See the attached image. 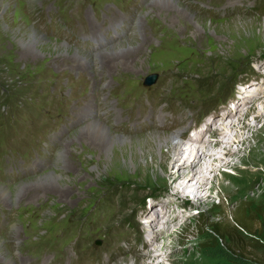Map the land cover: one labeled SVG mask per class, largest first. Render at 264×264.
Here are the masks:
<instances>
[{
	"label": "rangeland",
	"instance_id": "rangeland-1",
	"mask_svg": "<svg viewBox=\"0 0 264 264\" xmlns=\"http://www.w3.org/2000/svg\"><path fill=\"white\" fill-rule=\"evenodd\" d=\"M169 2L0 0V185L12 191L0 193V264L147 263L140 226L149 212L159 231L164 223L149 210L166 202L179 225L159 241L165 257L156 264L237 263L207 251L199 219L230 215L245 197L264 207L262 106L248 101L254 85L239 86L264 83V14L255 13L264 0ZM240 97L232 117L245 142L226 157L232 164L212 198L171 199L158 164L168 149L140 141L156 132L181 138L210 116L219 127ZM94 120L130 140L102 154V141L83 129Z\"/></svg>",
	"mask_w": 264,
	"mask_h": 264
},
{
	"label": "bare ground",
	"instance_id": "bare-ground-1",
	"mask_svg": "<svg viewBox=\"0 0 264 264\" xmlns=\"http://www.w3.org/2000/svg\"><path fill=\"white\" fill-rule=\"evenodd\" d=\"M169 1L171 0H165L167 3H170ZM255 13L264 14V8H259L255 11ZM38 40L39 37L33 35L34 43L39 42ZM100 56L101 55L98 57L99 59L101 58ZM120 67L131 72L136 71L134 68L135 65H120ZM101 70L104 71V68ZM114 70H116L115 65L107 66L106 71L108 73L113 74ZM260 81H264V78L260 79ZM256 83L258 82H249L246 84L247 86L241 83L239 86H241L240 91L249 92L250 89L246 88L249 87V85H254L251 87L253 90L250 91L252 94L249 95L251 98L248 101H251L250 105L252 106H255L256 103L260 102L262 111L257 114L256 118L262 119L264 117V83ZM259 86L263 87L262 93L256 95V92L259 90ZM238 96L239 94L237 93L236 97ZM240 100L241 97L230 101L225 109L219 114L220 119L223 121L219 127L215 124V117L213 118V116H210L211 119L208 117L205 122L199 124L200 126H194L191 131L188 130L189 132H184L181 138L180 132H174L173 134H162L156 132L151 134V139L147 141H140V144L144 147V149H149V151L150 148H152L151 141H153L159 148L165 147L168 149L167 153H162L161 161L158 164L159 167L162 168V181L164 185L172 191L171 199L178 200L181 197L190 199L189 197L193 195L194 201L197 204H203L207 203L209 199L212 198L213 193L216 190L215 185L218 180V174L222 173L232 164L226 159V157L236 155L237 151L235 152L232 149L233 146L242 145L245 142V140L241 139L244 131L243 126L240 127L239 124L233 122L235 117H232V115L235 114L236 106L241 103ZM247 103L248 102L245 104L243 103V106L246 109H250L251 106ZM89 111V115H92L94 112L93 109H89ZM92 118L93 117H91V119ZM227 120L230 121L228 126L225 124ZM83 129L88 132V134L92 132L96 138L102 141L103 144L101 143L97 147L102 154H107L111 143L121 140H130L129 137H122L120 135L113 134L107 125H103V123L97 120L89 122ZM208 130L210 131L209 135L214 131L213 136L216 139H210L203 142L202 139L204 138V134ZM232 132L234 133L233 135L230 134ZM223 136H225V139H223ZM212 142L214 143L212 144ZM153 162L155 163L154 158L152 164ZM150 166L151 164L148 163L145 170H148ZM44 178L49 179L50 177L44 176ZM147 184V182L144 183L143 187H147ZM22 187H24V185L22 186L21 184L17 189L19 190ZM10 192H12L10 189L0 185V193L8 195L7 193ZM170 205L171 204L167 202L164 204V213L167 220L159 231L156 229L157 227H161L159 222L151 217V213L146 212L144 214V218L140 226L143 233L141 242L143 250L150 248V253L147 255L150 256V261L147 263L144 262L143 264H156L159 258L165 257L163 253L164 247L160 245L161 242L159 241L166 235L176 231V228L179 225L177 220L180 218V214H177L175 211L171 214V209L169 210ZM155 208L157 207L150 208L149 211H151V209L154 210ZM146 218L149 219L147 222L144 221ZM152 254H154V256ZM4 259L8 262L14 260L13 258ZM132 264H137V262H133Z\"/></svg>",
	"mask_w": 264,
	"mask_h": 264
},
{
	"label": "trees",
	"instance_id": "trees-1",
	"mask_svg": "<svg viewBox=\"0 0 264 264\" xmlns=\"http://www.w3.org/2000/svg\"><path fill=\"white\" fill-rule=\"evenodd\" d=\"M233 211L214 213L212 219L200 218L202 237L208 252L238 264H252L264 255V207L255 209L248 197L237 199ZM214 204L211 210H219ZM231 217V221H227ZM214 242L210 244L209 242ZM263 254V255H261ZM234 263V264H237Z\"/></svg>",
	"mask_w": 264,
	"mask_h": 264
},
{
	"label": "water",
	"instance_id": "water-1",
	"mask_svg": "<svg viewBox=\"0 0 264 264\" xmlns=\"http://www.w3.org/2000/svg\"><path fill=\"white\" fill-rule=\"evenodd\" d=\"M156 78H157L156 75L148 76L147 79H146L145 84L148 85V86L152 85L155 82Z\"/></svg>",
	"mask_w": 264,
	"mask_h": 264
}]
</instances>
